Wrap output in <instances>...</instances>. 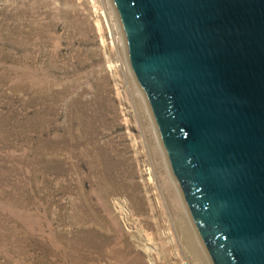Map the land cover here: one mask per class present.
I'll list each match as a JSON object with an SVG mask.
<instances>
[{"label":"rangeland","instance_id":"1","mask_svg":"<svg viewBox=\"0 0 264 264\" xmlns=\"http://www.w3.org/2000/svg\"><path fill=\"white\" fill-rule=\"evenodd\" d=\"M172 178L112 1L0 0V264H200Z\"/></svg>","mask_w":264,"mask_h":264},{"label":"water","instance_id":"2","mask_svg":"<svg viewBox=\"0 0 264 264\" xmlns=\"http://www.w3.org/2000/svg\"><path fill=\"white\" fill-rule=\"evenodd\" d=\"M212 264H264V0H111Z\"/></svg>","mask_w":264,"mask_h":264},{"label":"bare ground","instance_id":"3","mask_svg":"<svg viewBox=\"0 0 264 264\" xmlns=\"http://www.w3.org/2000/svg\"><path fill=\"white\" fill-rule=\"evenodd\" d=\"M175 178V177H174ZM174 178H172V179H174ZM175 181H176V179H175ZM177 183V182H176ZM178 185V184H177ZM172 188H173V186H172ZM177 198H178V195H177ZM178 200L180 201V199L178 198ZM179 203V202H178ZM185 203V202H184ZM186 205V204H185ZM182 205H181V202H180V204H179V208L181 207ZM185 207H187V206H185ZM187 210H188V208H187ZM189 211V210H188ZM188 214H190V212L189 213H187V212H184V227L182 226V230L181 229H179L180 230V233L179 232H177V234H178V237H179V239H182V238H186V240L184 241V242H186L185 243V246L183 247L182 246V250L184 251V253H185V248L187 249V252H191V254H195L196 256H198V258H199V261H200V264L202 263V264H212L211 263V258H209L210 256H208L209 254H208V252H207V249H206V247H205V245H204V243H203V241L201 240V238L199 237V233H198V231L196 230L197 228H196V226H194V224H193V220L191 219L192 217H190L191 215H188ZM186 222V223H185ZM186 225V226H185ZM181 226V225H180ZM169 234V233H168ZM170 236V235H169ZM167 242H173V238L171 237L170 238V240L169 241H167ZM194 243V244H193ZM183 244V243H182ZM191 244H193L194 245V249H192V247H191ZM171 245V244H170ZM144 248H145V251L149 254V257H151L152 256V252L154 251H152V249H150L149 247H147V245L146 246H144ZM196 249V250H195ZM144 251V252H145ZM146 253V254H147ZM147 254V255H148ZM195 256V257H196ZM136 259V260H135ZM134 260H135V262H136V264H145L139 257H136ZM151 259H152V262L154 261L153 260V258L151 257ZM198 262V261H197ZM155 263V262H154Z\"/></svg>","mask_w":264,"mask_h":264}]
</instances>
